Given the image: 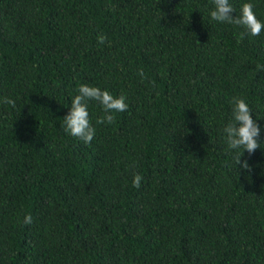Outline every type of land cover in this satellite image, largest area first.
Here are the masks:
<instances>
[{
    "label": "trees",
    "instance_id": "1",
    "mask_svg": "<svg viewBox=\"0 0 264 264\" xmlns=\"http://www.w3.org/2000/svg\"><path fill=\"white\" fill-rule=\"evenodd\" d=\"M213 7L0 0V264H264V32ZM81 84L129 105L97 125L89 101L90 144L61 126ZM234 97L261 129L251 172L223 132Z\"/></svg>",
    "mask_w": 264,
    "mask_h": 264
},
{
    "label": "clouds",
    "instance_id": "2",
    "mask_svg": "<svg viewBox=\"0 0 264 264\" xmlns=\"http://www.w3.org/2000/svg\"><path fill=\"white\" fill-rule=\"evenodd\" d=\"M214 5L210 11L212 21L220 23H228L245 29L249 36H259L264 32V22H261L255 12L254 5L250 2L242 4L238 14L230 3V0H212ZM243 35V34H242ZM98 45H104L108 42V38L104 34L97 37ZM110 46V45H109ZM138 75L143 79L144 72L139 70ZM95 101L103 109V115L96 119L97 125H111L115 123V113L125 112L129 105L126 103V96L118 97L111 94L108 90H102L96 86L81 84L78 88V94L72 99L71 109L67 115L63 117L62 127L71 136L79 138L85 144H90L96 134V128L90 121L88 103ZM3 103L15 107V100L5 97ZM232 103V121L223 129L227 149L229 152H235L233 157L236 165L251 172V165L247 160L241 163V157L244 152L249 154L255 152L261 147L258 140L260 135V126L253 119L252 109L246 101L239 97H234ZM143 177L140 174H134L132 185L139 189L141 187ZM33 222L31 214L24 217L23 223L30 225Z\"/></svg>",
    "mask_w": 264,
    "mask_h": 264
}]
</instances>
